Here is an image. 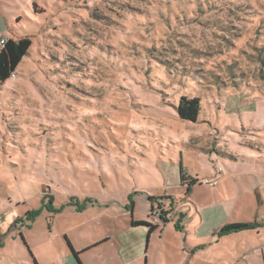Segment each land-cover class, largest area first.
Returning a JSON list of instances; mask_svg holds the SVG:
<instances>
[{
    "label": "rangeland",
    "instance_id": "374dc122",
    "mask_svg": "<svg viewBox=\"0 0 264 264\" xmlns=\"http://www.w3.org/2000/svg\"><path fill=\"white\" fill-rule=\"evenodd\" d=\"M33 1L3 33L31 48L0 85V207L56 242L112 237L101 258L148 219L140 264H189L196 207L264 229V182L237 172L264 176V0ZM183 95L195 122L176 115Z\"/></svg>",
    "mask_w": 264,
    "mask_h": 264
},
{
    "label": "crops",
    "instance_id": "0c3cea01",
    "mask_svg": "<svg viewBox=\"0 0 264 264\" xmlns=\"http://www.w3.org/2000/svg\"><path fill=\"white\" fill-rule=\"evenodd\" d=\"M29 2L30 0H0V40L10 38L3 35L4 30L9 27L10 23L14 20V22H17V19L20 18L19 13L15 10L16 7H20L23 4L28 8ZM33 2H36V0ZM11 28L14 29L13 26ZM237 170V172L245 176L252 174L255 181L264 182L263 175H256L254 172L241 168ZM214 175L216 176V174ZM222 175L223 173H219L217 179ZM256 194L259 198L264 199V192L261 189H257ZM222 207L220 205V208ZM149 208L151 209V205ZM195 209L199 214L200 224L194 226L193 235L187 242V251L184 252L182 249L187 261L189 260V264H248L258 258L264 264V242L253 241V237L257 238L261 232H264V229L243 230L244 233L242 234L244 235L239 242L224 241L226 236H233L239 231L224 234L222 235L221 246L218 245L221 242L219 240L211 242L212 245L208 246L211 238L219 228L228 223L218 221L213 225H208L211 224L208 219L211 218L209 214L213 209L210 207L201 211L197 207ZM168 210L170 211L169 214L174 211L172 206ZM222 213H225V210ZM20 218L21 214L19 211L8 205L6 201L3 202L0 207V264H140L143 258L147 259L148 257L149 236L157 229L149 231V227L146 225L135 226L131 223L134 220L132 217L130 226L132 229H138H134L135 232L130 238L122 236L118 239L116 236L115 243H111L113 252L101 258L96 250L104 243L111 242L112 237L110 236H105L101 240L77 244L67 230H58V235L61 234L63 237L61 241L56 242L51 239L53 230H51L50 226L47 227V231L38 232L32 225L20 223ZM166 220L170 221V218L166 217ZM135 221H148V219H135ZM37 232L38 234H36ZM38 236L47 238L38 241ZM214 249H220V251H214ZM146 253L147 256H145Z\"/></svg>",
    "mask_w": 264,
    "mask_h": 264
},
{
    "label": "trees",
    "instance_id": "16d2710c",
    "mask_svg": "<svg viewBox=\"0 0 264 264\" xmlns=\"http://www.w3.org/2000/svg\"><path fill=\"white\" fill-rule=\"evenodd\" d=\"M30 48L31 40L26 36H21L17 39L9 38L4 40L3 46H0V85H2L7 79L11 78V75L14 73L22 58L29 54ZM174 109L179 119L195 122L200 111V99L196 96L187 97L183 95L179 98L178 103L174 105ZM180 179H184V173L181 170ZM194 183V179L188 181L187 191L189 190V185ZM154 199V197H148V200L151 202H153ZM163 221L165 222L167 220L164 219ZM131 223L135 226L146 225L149 227V231L157 228V225L145 221L132 220ZM255 226H258V224L249 222L228 223L222 225L216 233L224 235L242 229H250Z\"/></svg>",
    "mask_w": 264,
    "mask_h": 264
},
{
    "label": "built area",
    "instance_id": "2783aa9c",
    "mask_svg": "<svg viewBox=\"0 0 264 264\" xmlns=\"http://www.w3.org/2000/svg\"><path fill=\"white\" fill-rule=\"evenodd\" d=\"M3 44H4V40L2 39V40H0V46H3ZM11 77H15V74L13 73L12 75H11ZM221 171V166H218L217 167V173H216V176H218L219 175V172ZM216 176H215V178H216ZM207 183H210V182H208V181H206Z\"/></svg>",
    "mask_w": 264,
    "mask_h": 264
},
{
    "label": "flooded vegetation",
    "instance_id": "af4514ba",
    "mask_svg": "<svg viewBox=\"0 0 264 264\" xmlns=\"http://www.w3.org/2000/svg\"><path fill=\"white\" fill-rule=\"evenodd\" d=\"M152 203H153V202H151V208L153 207Z\"/></svg>",
    "mask_w": 264,
    "mask_h": 264
}]
</instances>
